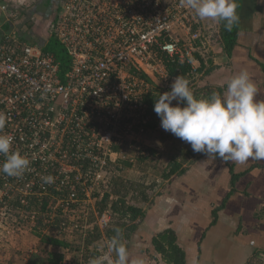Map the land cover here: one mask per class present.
<instances>
[{
	"label": "built area",
	"instance_id": "built-area-1",
	"mask_svg": "<svg viewBox=\"0 0 264 264\" xmlns=\"http://www.w3.org/2000/svg\"><path fill=\"white\" fill-rule=\"evenodd\" d=\"M31 1L0 0V21L13 25L19 12L10 5ZM58 7L48 34L68 58L64 79L38 45L13 30L0 40V112L8 117L0 133L13 135L12 150L30 161L20 177L0 173L3 239L29 233L84 243L103 234L115 217L111 179L139 153L148 156L156 128L148 127L145 98L167 92L159 81L175 80L165 59L189 65L194 85L218 39L180 0H59ZM48 175L54 183L43 182ZM69 252L60 264H88L83 249Z\"/></svg>",
	"mask_w": 264,
	"mask_h": 264
},
{
	"label": "crops",
	"instance_id": "crops-1",
	"mask_svg": "<svg viewBox=\"0 0 264 264\" xmlns=\"http://www.w3.org/2000/svg\"><path fill=\"white\" fill-rule=\"evenodd\" d=\"M237 3L239 21L232 27L234 46L227 54L217 39L212 42L207 59L208 74L199 71L194 84L208 92L201 91V97H209L213 92L223 94L230 78L246 70L257 85V99H264V0H237ZM199 22L203 31L214 37L219 38L221 30L226 29V22L219 19H199ZM3 25L0 21V37L5 33ZM160 122L156 134L161 130ZM165 133L169 140L158 145L152 136L148 156L139 153L132 166L125 163L122 174L110 181V191L116 185L121 187L122 195L110 192L114 200L122 197L128 206L140 212L130 222L133 230L122 238L130 257L142 256L146 264H165L159 262L160 256L151 244L153 237L165 230L175 233L188 264H246L255 251L263 253L264 160L249 159L239 164L209 159L170 132ZM174 161L184 172L162 178ZM230 168L240 175L233 187ZM213 211L216 220L211 224ZM105 232L87 244L89 260L100 255L116 258L114 252H108L109 238ZM28 239L41 243L33 234L25 233L22 240ZM67 241L72 244L71 251H79L85 245L77 237ZM44 250L72 256L69 250L49 246H44Z\"/></svg>",
	"mask_w": 264,
	"mask_h": 264
},
{
	"label": "clouds",
	"instance_id": "clouds-1",
	"mask_svg": "<svg viewBox=\"0 0 264 264\" xmlns=\"http://www.w3.org/2000/svg\"><path fill=\"white\" fill-rule=\"evenodd\" d=\"M181 7L193 11L201 19L224 21L228 31L238 23L237 0H180ZM258 88L246 70L234 74L223 94L213 92L210 97L197 98L190 81L179 75L171 90L158 94L154 112L161 128L190 144L191 149L209 159L243 164L249 159L264 160V99H257ZM175 102V105L173 104ZM8 117L0 112V130ZM14 136L0 133V154L5 160L0 173L20 177L30 165L29 159L13 151ZM46 184L54 183L51 175L42 177ZM109 255L91 258L88 264H146L142 256L130 257L120 229L107 242Z\"/></svg>",
	"mask_w": 264,
	"mask_h": 264
},
{
	"label": "trees",
	"instance_id": "trees-1",
	"mask_svg": "<svg viewBox=\"0 0 264 264\" xmlns=\"http://www.w3.org/2000/svg\"><path fill=\"white\" fill-rule=\"evenodd\" d=\"M58 1L59 0H34L29 2L28 5L24 7L10 5L12 8L18 10L19 16L13 22V25H10V23H5L3 25V30L5 33L13 30L15 33V37L18 40L38 45L39 47H41L44 53L52 54L60 66L59 77L64 79V74L66 73L69 64L68 58L65 54L64 48L58 42V40L52 36H49L48 34L50 24L55 21L57 17L59 8ZM32 17H35V20L38 21L36 23L35 21L31 23L30 20ZM217 40L222 44L224 51L229 54L235 43V31H228L227 29H223L221 30L220 37ZM200 60L199 71L203 72V75L208 74L209 69L207 68V61L205 63L202 59ZM164 63L170 78H176L177 76L182 75L188 79V75L191 71L189 65L177 64L176 62H172L167 59H165ZM190 88L197 98L198 96H200L201 91H206L204 89L202 90L201 88H198L196 85L191 84ZM205 93L208 92L206 91ZM202 97L204 96L202 95ZM157 98L158 94L147 95L145 98V101L148 105V127L152 130L156 128L160 120V118L154 112V103ZM146 150L149 151V149ZM180 168V164L175 161L172 162L169 166V169L162 176V178L167 179L174 175H181L184 171ZM229 170L231 176L230 183L233 187L234 183L238 180L240 175L234 174L231 168ZM131 186L132 185H130V190H133ZM112 190L110 192H112L114 195H122L119 192L121 190L120 186L116 185ZM107 201L108 197L106 196L101 203L102 206H105ZM222 206H224V204ZM111 208L113 213L115 214V217L110 224V227L106 230L105 235L110 239L115 235V229L118 228L120 229L123 238L125 237L124 235H126V233L133 230L134 225H132L130 222L135 220L137 216L140 215V212H137L136 209L128 206V204L126 203V201H124V198L122 199V197H119V200L117 201L111 202ZM215 220L216 212L213 211L211 224H214ZM93 239H96V237L91 236L84 242L85 245L83 248V255L84 261H86L87 263L89 259L86 256V246ZM40 242L44 246L59 248L60 250H67L72 248V244H70L64 237L58 238L44 235L40 237ZM151 244L153 246V250L161 257V260L165 264H188L185 259V252L177 244L176 235L172 230H165L163 233L156 235L155 237H153ZM260 253L262 252L255 251L246 264H264V260L262 262H259V260L257 259L259 258L258 254ZM63 258L64 255L58 252L45 251L38 253L36 251L30 254L27 264H60ZM256 260L258 261L256 262Z\"/></svg>",
	"mask_w": 264,
	"mask_h": 264
},
{
	"label": "rangeland",
	"instance_id": "rangeland-1",
	"mask_svg": "<svg viewBox=\"0 0 264 264\" xmlns=\"http://www.w3.org/2000/svg\"><path fill=\"white\" fill-rule=\"evenodd\" d=\"M56 6V5H55ZM54 8V7H53ZM35 17L31 18V23H33L35 21V23L38 20H35ZM51 19V18H49ZM48 19V20H49ZM174 81H167V82H158L157 86L159 87V89L161 91H170L171 90V84ZM173 104L175 105V102H173ZM161 125V122H160ZM161 128V130H159L157 132V134H153L152 136L154 137L153 139L157 140L158 145L165 143L167 136H165L168 133H165V131ZM170 137V136H169ZM152 139V137H150ZM147 145L150 144L149 139H147ZM157 145V144H155ZM162 146V145H161ZM29 234V233H28ZM25 234L23 233H16V234H10L8 235V237L5 239L0 238V264H27V261L29 259V256L31 253H34V251L41 253V252H51L49 250H44V245H42L40 243L37 244L34 241L29 239L26 241H23V237ZM26 240V239H25ZM100 245V244H99ZM98 249H101V246H98ZM257 258L259 260V262L264 260V253H260L258 254ZM256 260V262L258 261ZM161 257H160V261L161 262Z\"/></svg>",
	"mask_w": 264,
	"mask_h": 264
}]
</instances>
